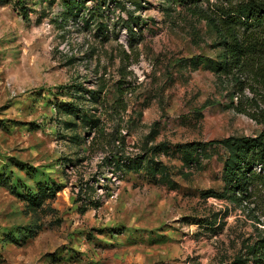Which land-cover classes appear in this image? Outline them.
Instances as JSON below:
<instances>
[{
	"label": "rangeland",
	"instance_id": "rangeland-1",
	"mask_svg": "<svg viewBox=\"0 0 264 264\" xmlns=\"http://www.w3.org/2000/svg\"><path fill=\"white\" fill-rule=\"evenodd\" d=\"M76 2L0 0V264H234L264 190L207 195L225 151L196 145L262 127L206 65L223 0Z\"/></svg>",
	"mask_w": 264,
	"mask_h": 264
},
{
	"label": "trees",
	"instance_id": "trees-1",
	"mask_svg": "<svg viewBox=\"0 0 264 264\" xmlns=\"http://www.w3.org/2000/svg\"><path fill=\"white\" fill-rule=\"evenodd\" d=\"M68 1L69 6L81 5L76 0ZM174 1L196 11L204 0ZM216 8L210 13L202 11L215 33L214 47L219 51L217 59L206 60V65L218 77L228 79L227 107L247 116L262 130L254 136H232L196 146L225 151L223 191H209L207 195L234 204H253L252 199L264 190V0H223ZM188 61L194 69L205 63L200 57ZM140 167L137 164L136 169ZM250 241L244 246L245 254L234 264H264V233Z\"/></svg>",
	"mask_w": 264,
	"mask_h": 264
}]
</instances>
